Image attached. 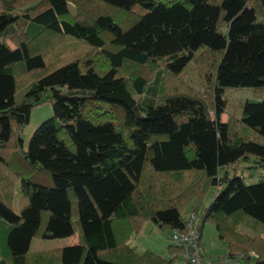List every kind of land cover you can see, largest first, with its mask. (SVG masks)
Returning a JSON list of instances; mask_svg holds the SVG:
<instances>
[{"label":"trees","instance_id":"trees-1","mask_svg":"<svg viewBox=\"0 0 264 264\" xmlns=\"http://www.w3.org/2000/svg\"><path fill=\"white\" fill-rule=\"evenodd\" d=\"M241 87L254 97L226 95ZM263 92L264 0H0V264H173L180 247L130 240L146 221L185 232L211 188L200 246L211 223L227 254L264 264V237L239 231L264 230ZM43 102L53 116L24 149ZM18 156L54 186L21 177ZM248 160L262 172L246 185L234 169Z\"/></svg>","mask_w":264,"mask_h":264},{"label":"rangeland","instance_id":"rangeland-1","mask_svg":"<svg viewBox=\"0 0 264 264\" xmlns=\"http://www.w3.org/2000/svg\"><path fill=\"white\" fill-rule=\"evenodd\" d=\"M185 77L188 78L191 82H193V84H195L196 79L191 66L187 67L185 72ZM226 95L228 97L247 98V99H251L254 97L252 90L247 87L229 89L226 92ZM263 96H264V92H263ZM52 116H53L52 108L49 102H43L31 109L29 121L20 132V137L23 141L24 149L27 148L29 138L31 137L35 129L43 121L51 118ZM221 119L225 121L226 115H222ZM11 168L16 170L21 175V177H30V180L37 185H43L47 187L54 186L53 180L49 172L42 171L40 174L38 173L32 174L33 171L32 167L27 165L25 160L21 156L16 157L12 161ZM234 171L236 173H240L244 177L243 179L244 184L248 185L259 181L260 179L259 173L262 172V169L256 163H254L253 160H248V161H239ZM231 172L232 169H229V173ZM214 192H215V188H211L201 202L192 200L190 205L183 212V216L186 218L189 212L195 209L198 212V223H199L200 214L204 206L207 205L208 202L210 201ZM13 208L14 210H16L17 208V194L14 200ZM198 223H197V227H198ZM239 231L241 233L248 235L260 233L261 236L264 237V230H261L259 227H257V225L251 220L245 221L239 227ZM171 233L172 231L170 230H161L158 226L154 225L152 222L146 221L143 223L139 232L131 238V243L137 252L150 250L153 251L154 253L169 258L172 256V254L169 253L168 246L169 245L175 246V244L171 240ZM77 242H78L77 233L67 238H58V239L33 238L31 240L29 250L38 251V250L55 249V248L71 245ZM220 242L223 241L218 239L214 225H212L211 223H206L202 230L201 244L203 243L207 248L210 249V251L207 250V252L213 257H215L219 253V251H221L219 248ZM199 247L202 257L205 260H208L204 256V253L202 251V245L200 246L199 244ZM224 255H227V253L221 255L220 257H223ZM220 257L216 259H219ZM173 264H184L182 256L180 255Z\"/></svg>","mask_w":264,"mask_h":264},{"label":"built area","instance_id":"built-area-1","mask_svg":"<svg viewBox=\"0 0 264 264\" xmlns=\"http://www.w3.org/2000/svg\"><path fill=\"white\" fill-rule=\"evenodd\" d=\"M198 212L194 209L189 212L186 218V230L183 233L172 232L171 240L182 250L184 264H253L258 255L249 251L246 254H227L216 260H205L202 257L199 247L198 234Z\"/></svg>","mask_w":264,"mask_h":264},{"label":"crops","instance_id":"crops-1","mask_svg":"<svg viewBox=\"0 0 264 264\" xmlns=\"http://www.w3.org/2000/svg\"><path fill=\"white\" fill-rule=\"evenodd\" d=\"M130 243H131V240H130ZM73 244H76V243H73ZM71 245H72V244H71ZM131 245H132V243H131ZM201 245H202V251H203V253H204V256H205V258H207L208 260H215L216 258H218V257H220L221 255L225 254L226 251H227L226 244L223 243V242H220V244H219V248H220L221 251H219V253H218L215 257H213L212 255H210V254L207 252V250L210 251V249L207 248L203 243H202ZM132 246H133V245H132ZM161 256H162V255H161ZM162 257H164V256H162ZM164 258H166V257H164Z\"/></svg>","mask_w":264,"mask_h":264}]
</instances>
